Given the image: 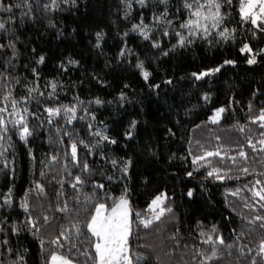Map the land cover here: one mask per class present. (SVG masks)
Returning <instances> with one entry per match:
<instances>
[{"label":"trees","instance_id":"obj_1","mask_svg":"<svg viewBox=\"0 0 264 264\" xmlns=\"http://www.w3.org/2000/svg\"><path fill=\"white\" fill-rule=\"evenodd\" d=\"M6 2L15 3L17 0ZM181 3L182 0H168L170 13H176ZM154 4L156 0H147V7L142 8L133 0L132 9L126 18L127 9L122 0H77L75 5L62 4L61 10L50 14L54 26H49L47 19L41 18L39 13L35 22L25 20L20 23L18 19L15 37H7L15 40L17 51V56L12 60V75L18 77L22 84L28 83L30 86L38 81L45 92L50 90L44 89L45 81L55 78L63 86L56 93L59 103L76 104L74 97L79 96L84 102L83 106L95 114L94 120H76L66 131L73 133L72 139H85L93 144L98 137H88L87 125L91 123L94 129H105L117 141L116 144L100 146L106 156L118 161L129 158L132 160L125 177L119 171V166L113 168L110 164H105L98 153L87 157L94 168L103 167L105 175L116 177L111 181H101L114 195L119 196L122 187L127 185L131 193L130 200L139 210L146 207L145 201L157 191L167 190L173 215L180 221V247L169 252L173 245L168 237L175 228L166 227L170 221L165 220L157 225L161 229L159 232L156 228L141 229L138 232L134 229L131 238L134 259L137 254L144 253L148 264H156V256L160 257L159 264H192L191 246L201 243L198 239L199 230L193 226L196 220H200L205 229L216 224L226 245L232 244L231 248L221 246L223 255L218 258L219 264H250L252 256L257 254L259 241L264 239V228L260 227L259 221L251 223L250 219L242 220L241 197L226 194L225 189L243 186L255 179L264 180V152L259 150L258 145L257 150L253 151L247 143L249 137L254 144L264 138L261 136L264 127L248 119L249 115H258L259 108L264 107V54L257 55V62L248 65L245 62L248 54L238 51L244 42L250 44L253 53L264 48V35L259 32L253 35L249 31L252 26L240 22L239 0H233L232 7H226L225 10L231 13L227 18V27H235L237 30L234 43L213 41V45L209 46L205 41L197 40L190 46L172 50L171 45L175 43V39L171 35L162 36L160 32H156L152 38L161 43L159 49L152 48L150 41L142 39L138 32L129 30L133 23L139 21L141 12L145 16L144 22L150 23L153 11L161 10L160 7L154 8ZM17 16L19 17V13ZM101 31L104 33L101 46L95 47L96 33ZM125 32L127 36L122 35ZM125 41L131 55L126 52L123 57H118L119 49L124 46ZM164 51L168 54L162 55ZM10 55L11 50L7 53L0 51V59ZM41 55L45 59L38 64L36 61ZM70 59L79 63L69 64ZM137 59L144 61L145 67L151 72L148 82L144 81L134 66ZM225 59H233L237 63L223 65L220 71L200 80L191 76L193 72L221 65ZM61 63L64 67H61ZM33 68L39 73L38 77L32 72ZM169 78L172 79L171 84L166 83ZM149 83L160 86L150 88ZM121 91L125 93L123 101L118 98ZM204 93L209 94L208 100L203 99ZM24 94L22 88H15V95ZM95 97L101 98L104 103L96 105L93 99ZM44 102H48L47 96L44 97ZM249 102L253 105L251 109ZM220 106L225 108V112L221 120L214 123L208 117ZM30 107L36 110L34 104ZM82 115L84 113L78 106V116ZM133 120L136 125L130 128ZM29 124L35 132L27 143L15 135H12L11 141L5 142V147L9 143L11 147H8L5 154L9 167L5 169L0 162V204H3L4 194L8 193L9 188H12L13 199L11 206L0 208V218L8 216L9 223L13 220L23 221L25 213L19 207L21 197L27 189L33 187V181L39 180L44 184L45 192L37 194L32 191L29 194L30 212L34 217L46 212L50 219L47 224L41 222L37 236L23 230L18 235L12 234L10 246L20 248L28 264H45L51 251L69 255L77 264H93L91 256L84 253H94L91 248L94 239L87 233L83 223L80 225L83 234L76 236V230H70L72 244L64 241L63 249L48 244L61 231V225L68 229L69 220L78 219L83 222L90 218L89 209L94 211V205L92 202L85 203L83 195L80 203L74 201V191L69 185H65L60 202L62 206L63 201L67 200L70 211L65 214L55 210L58 202L55 193L60 185L52 181V175L56 174L60 165L53 164L52 173L41 177V161L48 163L47 157L57 153L63 156L66 149L70 152L69 142L65 138L64 143H58L55 132L48 130L47 123L41 128L39 120L30 119ZM59 124H64L63 119L59 120ZM241 125L244 126L243 131H240ZM55 126H52L53 129ZM168 129L174 135H170ZM126 131H132V136H125ZM217 136L220 137L219 141L216 140ZM221 145V150L228 156L236 154L241 145L247 153V161L237 157L234 165L227 159L221 162L219 157L208 158L213 166L231 167V174L233 177L239 175V180L220 182L212 178L206 179L207 167L198 170L192 168L190 147L193 154H202L200 146L213 151ZM29 150L32 157L28 154ZM85 151L83 145H78L81 157ZM245 166L249 168V173L242 175L239 169ZM44 171L48 173L49 169L45 168ZM189 171L193 172L192 177L185 174ZM188 189L193 190L191 197L187 195ZM90 190V187H85L81 191L87 193ZM242 196L250 197L251 193L245 191ZM49 204L53 207L50 208ZM232 208L236 211L233 212ZM260 214L264 213L243 210V215L249 218ZM189 232H192L191 237L187 235ZM40 238L45 240L43 253ZM184 245L188 248L185 249ZM241 247L244 248L243 254L240 252ZM248 248L253 251L249 253ZM23 249H27V253ZM0 259L14 257H5L0 249Z\"/></svg>","mask_w":264,"mask_h":264},{"label":"snow or ice","instance_id":"obj_2","mask_svg":"<svg viewBox=\"0 0 264 264\" xmlns=\"http://www.w3.org/2000/svg\"><path fill=\"white\" fill-rule=\"evenodd\" d=\"M77 0H17V2H6V0H0V51L7 53L11 50L10 56L0 59V162L3 163L5 169L9 167V161L6 158V152L8 147H11L9 143L5 147L6 141H11L12 135L18 136L19 140L27 143L29 137L34 135L35 129L30 127V119L39 120V127H43L45 123L49 126V131H54L55 139L58 143H64L65 138L68 139L70 152L66 149L61 156L59 153L56 155H49L47 157L48 163L41 161L40 176L45 177L50 175L53 171L52 165L59 164L60 168L56 171L55 175H52V181L58 183L60 187L56 190L57 204L55 210L60 213H69L68 201L64 200L61 206L60 197L64 195L63 189L65 185H69L74 191L73 200L80 203V197L83 195L84 202H92L94 205V211L89 209L90 218L81 222L77 220L68 221V229H64L61 225V231L52 239L48 241L49 245H56L58 248H64V241H68L72 244V232L71 229H75V235L79 236L82 233L81 223L84 224L87 229V233L94 239V243L91 244V248L94 249V253H84L91 256L93 264H148L147 257L144 253H139L133 258L131 238L134 233L141 229L156 228L159 232L161 229L157 225L163 223L165 220L170 221L166 227H173L175 231L168 237L172 241V247L169 252H174L176 248L180 247L181 229L180 221L173 215V207L170 202L167 190L157 191L150 199L145 201L146 207L137 210L130 200V189L127 185L122 187L119 196L110 192L105 184L101 181H111L115 179L113 175H105L103 167L94 168L88 161L87 157L96 153L99 154L101 161L105 164H110L113 168L119 166V171L126 177L129 173L132 160H117L115 158L109 159L106 156L101 145L116 144L115 138L110 137L105 129L95 128L91 123L87 125L88 137H98L94 140L93 144H89L85 139L75 140L72 139L73 133L66 131L67 127L73 125L76 120H85L88 118L95 119V114L92 113L87 107H84V102L80 100L79 96L74 97L76 104H61L59 98L56 96L57 90H62L63 86L55 78L46 80L44 89H50L44 91L41 89L39 82L33 83L31 86L28 83H21V80L12 75L14 66L12 64L13 58L17 56L16 44L14 39H7L8 36L15 37L17 20L23 23L25 20L35 22L38 18V13L41 18L47 19L49 26H54V21L50 18V14L61 10V5H75ZM142 8L147 7V0H134ZM127 11L125 17L127 18L129 12L133 6V0H122ZM233 0H182V3L176 9V13H170L167 6L168 0H156L154 8L160 7L161 10L153 11L150 19V23H145V16L143 12L140 14V19L137 23H133L129 31L138 32L140 37L145 41H150L151 47L159 49L160 40L153 39L152 36L156 32H160L162 36L171 35L175 39V43L171 45V49L175 50L177 47L184 48L195 43L197 40L205 41L209 46L213 45V41L220 43V41L236 40V28L227 27V18L231 13L226 11L225 8L232 7ZM183 9V11H181ZM19 13V17L17 16ZM238 14L241 23H247L252 26L249 29L255 35L259 32L264 35V0H239ZM171 16V18H169ZM181 17H184L181 19ZM174 21L176 23H174ZM177 24L179 30H177ZM123 36H127V32L122 33ZM104 33H96L95 47L101 46V41ZM240 53L248 54L245 62L248 65L255 64L257 62V55L264 54V48L258 49L253 53V48L248 42H244L239 50ZM127 52L131 55V50L127 46V42H124V46L119 49L118 57H123ZM162 55H167L168 52L164 51ZM45 57L41 55L36 63H43ZM69 64H78L76 60H69ZM237 61L233 59L223 60L221 65L214 68H207L199 72L191 73V76L196 80L210 75L212 73L220 71L223 65H234ZM140 72V75L145 82L149 81L151 72L145 67L144 61L137 59L134 65ZM61 67H64L61 63ZM32 72L38 77L39 73L35 68ZM106 83V82H105ZM166 83L171 84L172 79L169 78ZM13 85L15 87H13ZM127 86V85H125ZM150 88H159V84L148 85ZM19 87L24 90V95H15V88ZM264 94V93H262ZM255 95V93H253ZM48 97V102H44V97ZM119 100L125 99V93L121 91L119 93ZM209 94L204 93L203 99L208 100ZM94 103L101 105L104 101L95 97ZM93 101H89L92 103ZM35 105L36 110H33L30 105ZM79 110L84 113L82 116H78ZM253 107L249 102V109ZM225 112L223 106L217 107L213 110V114L208 119L214 123L221 120L222 114ZM258 115H249L248 119L253 123L258 122L261 127H264V107L259 108ZM43 114V116H41ZM63 119L64 124L60 125L59 120ZM56 125L53 129V125ZM136 121L133 120L130 124V128H134ZM196 127H199L198 125ZM244 130V126H240V131ZM11 133V135H9ZM170 135H174L171 129H168ZM125 136H132V131H126ZM264 137V133H261ZM216 140H220L217 136ZM49 142H52V137H49ZM199 143V142H197ZM248 145L252 147L253 151L259 150L264 152V138H261L257 143H253L251 137L248 138ZM191 144V140L189 141ZM78 145H83L86 149L84 156L81 157L78 154ZM223 145L216 148L213 151H209L203 146H200V152L202 154H193L191 147L189 148V155L191 156V166L194 170L203 169L207 167L205 178H212L215 181H229L239 180L240 176L233 177L232 168H224L219 166H213V163L209 157H219L221 162L229 160L233 165L237 162V157L243 158L247 161V153L243 150V146H239L240 150L231 156L226 155L225 151H222ZM29 156L32 157V152L29 150ZM34 159V157H33ZM171 159V157H170ZM63 161V162H61ZM45 168L49 169V172L44 171ZM99 171V177L97 178V172ZM253 171H255L253 169ZM75 172V175L73 173ZM240 174L247 175L249 168L247 166L239 169ZM188 177L193 176V172L189 171L185 173ZM57 177L59 179L57 180ZM85 187H90V191L83 193L81 190ZM35 191L37 194H43L45 192V186L39 180L33 181V187L27 189L24 192V196L21 197L19 207L23 209L25 213V219L23 221L13 220L9 223V217L4 216L0 218V249L3 250L5 257H14V259H0V264H28L26 256L21 254L20 248H13L10 246L12 234L18 235L22 230L29 231L33 236H37L40 231L39 225L41 222L47 224L49 222V215L44 212L38 214L35 217L30 212L29 194ZM245 191L251 193V196H242ZM226 194H231L234 197H241V219L249 220L251 223L257 221L260 222V227L264 228V214L254 215L251 218L243 215V210L248 209L252 212L259 211L264 213V180L255 179L243 186H236L234 188H226ZM12 188L8 189V193L4 194L3 204H0V208L9 207L12 204ZM187 195L191 197L193 190L188 189ZM101 201V202H97ZM225 203L228 201L225 199ZM49 207H53L49 204ZM233 212L235 208L231 209ZM5 226L7 230H5ZM198 229V239L200 244L194 243L191 246V262L192 264H219V257L223 255L220 251L221 246L228 248L232 247V244H227L223 234L219 233L217 225L212 224L208 229H205L204 224L200 220L195 221L193 226ZM235 232V229L232 230ZM188 237L192 236V232H189ZM239 238V236H237ZM41 252L45 251V240L40 238ZM235 243V241H233ZM74 248L75 245L73 244ZM185 249L188 248L184 245ZM27 249H23L24 253H27ZM71 251V249L69 250ZM247 251L251 253L252 248H248ZM257 254L252 256L250 264H264V239L259 241L257 248ZM241 254L244 253V248H240ZM156 264H159L160 257H155ZM45 264H77L75 259L69 257V255H63L58 251H51L50 256L46 258Z\"/></svg>","mask_w":264,"mask_h":264}]
</instances>
